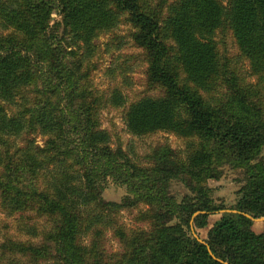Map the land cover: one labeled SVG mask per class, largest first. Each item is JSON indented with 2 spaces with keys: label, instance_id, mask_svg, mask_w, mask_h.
Segmentation results:
<instances>
[{
  "label": "trees",
  "instance_id": "16d2710c",
  "mask_svg": "<svg viewBox=\"0 0 264 264\" xmlns=\"http://www.w3.org/2000/svg\"><path fill=\"white\" fill-rule=\"evenodd\" d=\"M222 1L0 0V204L51 218L41 240L5 247L39 264H264V220H255L264 215V86L245 80L216 38L228 28L249 71L264 73V0ZM53 11L60 18L50 23ZM121 12L148 57V81L163 89L129 105L128 127L193 134L199 147L186 160L160 144L150 166L137 164L98 128L77 47ZM35 132L46 134L42 144ZM223 164L243 170L233 210L202 183L218 178ZM175 179L191 192L176 197ZM109 183L127 193L105 199ZM140 202L151 229L122 258L102 261L96 246L80 243L86 217L110 218ZM201 217L202 240L192 232Z\"/></svg>",
  "mask_w": 264,
  "mask_h": 264
},
{
  "label": "rangeland",
  "instance_id": "374dc122",
  "mask_svg": "<svg viewBox=\"0 0 264 264\" xmlns=\"http://www.w3.org/2000/svg\"><path fill=\"white\" fill-rule=\"evenodd\" d=\"M142 1L152 4L155 0ZM222 2L225 4V0ZM59 18L58 12L53 11L50 23ZM112 20L106 29L98 30L88 47L82 42L77 47L85 55L84 68L88 70V85L95 95L98 128L107 132L104 141L113 148L120 147L131 160L141 165L150 166L153 163L151 155L160 144L168 145L174 157L186 160L197 145L199 147L198 138L193 134L178 133L165 127L138 133L128 127L126 111L129 105L141 97L160 96L163 89L147 79L148 57L145 50L134 42L136 27L129 21L128 14L118 13ZM216 38L220 43L221 40L224 42L227 47L225 52L242 69L245 80L264 86V73L249 71V59L240 55L231 31L226 28L222 32H216ZM116 93L118 98L114 100L117 103L112 101ZM7 107L10 108L8 110H13L12 105ZM34 138L42 144L46 134L35 132ZM220 169L222 174L218 178L206 177L202 179V183L211 188V195L215 200L224 202L226 208L223 210H233L238 190L244 181L243 170L232 168L228 164H223ZM170 191L178 198L191 192L182 179L172 180ZM126 193L125 186L114 183L107 184L102 191L105 199L112 200H120ZM147 209V204L140 202L121 209L110 218L94 221L86 217L78 239L82 245L96 246L97 251L102 252V261L118 260L128 252L133 239L143 238L150 232L151 219ZM198 213L199 211H195L192 218ZM220 213L210 214L208 223L212 224ZM88 220L91 221L90 225ZM255 220L261 224L264 215ZM202 222L201 217L196 222V229L192 230L201 239L206 236V226ZM50 227L51 218L45 214H38L30 209L10 210L0 204V264L42 263L43 260L33 261L28 253L13 251L4 244L10 240L37 242Z\"/></svg>",
  "mask_w": 264,
  "mask_h": 264
},
{
  "label": "water",
  "instance_id": "95a60500",
  "mask_svg": "<svg viewBox=\"0 0 264 264\" xmlns=\"http://www.w3.org/2000/svg\"><path fill=\"white\" fill-rule=\"evenodd\" d=\"M195 236H197V234H195ZM198 237V236H197ZM199 238V237H198ZM199 239H201V238H199ZM202 240V239H201ZM210 250V249H209ZM212 254V253H211ZM225 263H227V262H225Z\"/></svg>",
  "mask_w": 264,
  "mask_h": 264
}]
</instances>
